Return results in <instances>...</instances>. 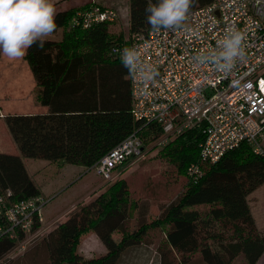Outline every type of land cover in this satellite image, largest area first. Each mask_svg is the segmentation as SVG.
<instances>
[{"label": "trees", "instance_id": "obj_1", "mask_svg": "<svg viewBox=\"0 0 264 264\" xmlns=\"http://www.w3.org/2000/svg\"><path fill=\"white\" fill-rule=\"evenodd\" d=\"M147 2L128 0L132 37L151 30L145 18ZM210 3L197 0L191 11ZM95 5L57 12V29L44 48L33 46L24 57L35 80L36 101L47 112L4 117L19 155L0 153V193L10 190L13 202L40 196L23 158L86 169L134 132L143 142V158L161 149V158L186 182L149 220V203L129 200L126 181L118 175L104 183L106 191L2 264H117L126 249L140 244L155 248L159 264H234L238 257L256 264L264 256V234L255 226L248 196L264 185V155L243 143L217 163L201 164L199 177L187 176V168L199 160L202 127L156 146L161 127L137 122L130 113L129 74L120 60L124 40L112 33L115 22L86 28L71 23L78 12ZM127 44L131 46L132 38ZM89 233L97 236L106 252L87 259L79 252V242ZM22 240V235L0 236V262Z\"/></svg>", "mask_w": 264, "mask_h": 264}, {"label": "built area", "instance_id": "obj_2", "mask_svg": "<svg viewBox=\"0 0 264 264\" xmlns=\"http://www.w3.org/2000/svg\"><path fill=\"white\" fill-rule=\"evenodd\" d=\"M117 19L116 10L95 5L78 12L71 23L86 28ZM233 27L245 34L243 59L227 75L210 65L198 66L194 57L215 48ZM134 46L159 75L148 85L129 75L132 118L161 127L159 148L172 136L202 127L199 160L187 168V176L199 177L201 164L217 163L243 143L264 155V0H211L190 11L183 29L134 34L130 47ZM144 150L134 132L86 171L110 182L119 169L143 158ZM10 197L8 189L0 193V236L22 235L23 240L0 264L23 253L53 226L43 215L49 199L40 195L13 202Z\"/></svg>", "mask_w": 264, "mask_h": 264}, {"label": "clouds", "instance_id": "obj_3", "mask_svg": "<svg viewBox=\"0 0 264 264\" xmlns=\"http://www.w3.org/2000/svg\"><path fill=\"white\" fill-rule=\"evenodd\" d=\"M197 0H148L145 18L151 31H177L186 26ZM54 0H0V55L9 60L24 58L35 46L43 49L47 37L57 29ZM245 34L229 28L215 48L194 57L198 66L210 65L227 75L244 57ZM122 66L133 79L144 85L155 82L157 69L146 64L137 47H124L120 52Z\"/></svg>", "mask_w": 264, "mask_h": 264}, {"label": "rangeland", "instance_id": "obj_4", "mask_svg": "<svg viewBox=\"0 0 264 264\" xmlns=\"http://www.w3.org/2000/svg\"><path fill=\"white\" fill-rule=\"evenodd\" d=\"M117 1L122 9L125 10L126 0ZM111 28L114 35H120L122 37L124 40L122 45L127 47V43L130 42L132 36L128 33L126 17L123 14H119L118 19L112 24ZM8 60L7 57L0 55V64ZM15 61L16 63L22 64L23 68H26L24 58ZM23 68L21 67L20 71H22ZM24 87L26 93H29L30 86L27 82ZM34 90L35 89H32V92L35 97ZM24 110L28 111V108ZM8 136V142H6L2 151L6 154L19 155V151L9 132ZM160 150L161 149H156L150 152L145 158H141L130 166H125L117 171L119 172L120 178L126 181L129 200H136L137 202L146 200L149 203V220L157 217L160 206L174 199V197L182 191L186 182V178L179 174L175 166L161 158V155H159ZM23 162L31 180L39 187L41 186V195L49 199V202L44 207L43 215L46 211H53V215H55L53 217L58 216V220L60 221L65 219V214H60L72 207L69 213H67L68 217L72 212H75L81 204L91 202L96 198L97 194L107 189L103 179L99 178L93 171H86L85 168L80 169L76 167L73 172L68 174L63 172V164H59L58 162L25 158H23ZM96 187H99L98 189L101 190L97 193H93ZM261 192H264V188L258 191L256 196L261 194ZM252 202L253 200L249 202V206L253 209V213H255ZM132 224H134V222ZM82 246L83 237L79 242V251L80 248L81 250L84 249ZM157 246H160V244ZM97 250V248L94 249V255H96V257L99 256V251ZM242 263V261L237 262V264ZM195 264H199V262Z\"/></svg>", "mask_w": 264, "mask_h": 264}, {"label": "crops", "instance_id": "obj_5", "mask_svg": "<svg viewBox=\"0 0 264 264\" xmlns=\"http://www.w3.org/2000/svg\"><path fill=\"white\" fill-rule=\"evenodd\" d=\"M93 2L102 6L103 8L116 10L118 15L123 14L127 20L129 18L128 0H126L125 10L122 9L117 0H54V6L57 12H61L78 8ZM24 64L26 68H23L22 64L16 63L15 60H8L0 64V153L3 154H6L2 150L5 147L6 142H8L7 139L9 138V131L4 122L5 116L9 114H44L47 112V108L41 106L35 100L34 94L32 92V89H35L36 87L35 80L27 63ZM21 67L23 68L22 71H20ZM26 82L30 86L29 93H26V90L24 89ZM27 108L28 111H25L24 109ZM58 163L63 164L61 162ZM62 166L63 172H66L68 174L73 172L76 167L80 169L82 168L79 166H72L67 164H63ZM34 185L37 187L41 195V186L39 187L35 183ZM98 188L99 187L94 188L93 193H97L101 190ZM262 188H264V185L259 187L248 196V205L249 202L253 200L252 205H254L253 208L255 210V213H253V209L250 206L249 209L255 226L260 234H264V192H261V194H259L258 196H256V193ZM71 208L60 215L65 214L66 217ZM53 214V211H46V213L44 214L46 224L55 225L57 222L62 221L58 220V216L53 217L55 216ZM82 247L84 249L81 250L80 248L79 252L83 257L87 259L96 257V255H94L95 248L98 249L97 251H99V255H102L106 252L105 247L94 233H89L83 236ZM238 261H242V264H245L242 257H238L235 260L234 264H237ZM117 264H159V262L156 251L152 246L140 244L126 249L122 253ZM256 264H264V256H262Z\"/></svg>", "mask_w": 264, "mask_h": 264}]
</instances>
